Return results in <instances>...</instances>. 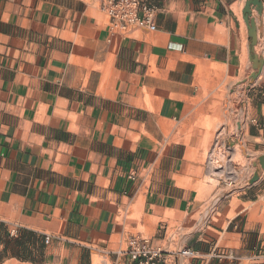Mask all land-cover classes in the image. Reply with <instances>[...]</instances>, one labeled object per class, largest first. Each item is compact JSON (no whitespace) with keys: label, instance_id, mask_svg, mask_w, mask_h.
<instances>
[{"label":"crops","instance_id":"crops-1","mask_svg":"<svg viewBox=\"0 0 264 264\" xmlns=\"http://www.w3.org/2000/svg\"><path fill=\"white\" fill-rule=\"evenodd\" d=\"M245 2L166 0L149 31L112 26L98 0H0V264H140L133 242L156 264H264V64L241 83ZM227 113L259 178L225 194L201 167Z\"/></svg>","mask_w":264,"mask_h":264},{"label":"rangeland","instance_id":"rangeland-1","mask_svg":"<svg viewBox=\"0 0 264 264\" xmlns=\"http://www.w3.org/2000/svg\"><path fill=\"white\" fill-rule=\"evenodd\" d=\"M248 90L247 83L233 86L221 99L222 104L233 110L239 108L240 103L244 107ZM227 116L232 120L218 128L217 137L208 147L206 155L204 146V159L201 167L203 177H205V168L207 169L211 179L210 185L217 186L225 194L247 184L246 178L249 175L247 173L253 170L250 165L251 158L239 132L242 128L241 120L233 119L232 113H227ZM221 196L222 194H219V198Z\"/></svg>","mask_w":264,"mask_h":264},{"label":"built area","instance_id":"built-area-1","mask_svg":"<svg viewBox=\"0 0 264 264\" xmlns=\"http://www.w3.org/2000/svg\"><path fill=\"white\" fill-rule=\"evenodd\" d=\"M165 1L150 0L146 4H141L139 0H98L100 12L108 18L112 26H118L121 30L145 27L149 31L155 30L154 14ZM128 254L132 260L139 261L140 264H156L160 258L159 252L151 250L146 242H133ZM179 255L194 258L195 252L185 248L179 251Z\"/></svg>","mask_w":264,"mask_h":264},{"label":"water","instance_id":"water-1","mask_svg":"<svg viewBox=\"0 0 264 264\" xmlns=\"http://www.w3.org/2000/svg\"><path fill=\"white\" fill-rule=\"evenodd\" d=\"M254 10L257 15H261L262 3L260 0H246L243 8V20L247 26L248 37L250 39V52L251 56L249 58L251 62V67L253 72L248 76L247 79L243 80L241 83L248 82L249 84L254 83L260 76L263 68L264 61L261 57H257L253 52V48L257 43V29L255 24V19L251 17V11ZM255 166L252 177L247 181L248 185L254 184L259 178V167Z\"/></svg>","mask_w":264,"mask_h":264},{"label":"bare ground","instance_id":"bare-ground-1","mask_svg":"<svg viewBox=\"0 0 264 264\" xmlns=\"http://www.w3.org/2000/svg\"><path fill=\"white\" fill-rule=\"evenodd\" d=\"M226 167V166H225ZM230 171V170H229Z\"/></svg>","mask_w":264,"mask_h":264}]
</instances>
